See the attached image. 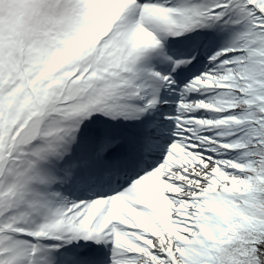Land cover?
<instances>
[{"label":"snow or ice","instance_id":"6c2138e0","mask_svg":"<svg viewBox=\"0 0 264 264\" xmlns=\"http://www.w3.org/2000/svg\"><path fill=\"white\" fill-rule=\"evenodd\" d=\"M0 264H264V0H0Z\"/></svg>","mask_w":264,"mask_h":264}]
</instances>
